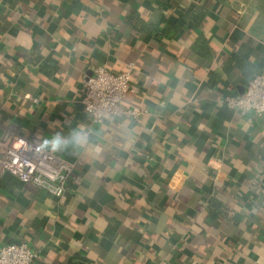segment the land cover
<instances>
[{
    "label": "crops",
    "instance_id": "obj_1",
    "mask_svg": "<svg viewBox=\"0 0 264 264\" xmlns=\"http://www.w3.org/2000/svg\"><path fill=\"white\" fill-rule=\"evenodd\" d=\"M99 66L131 72L122 105L139 117L84 110ZM261 72L264 0H0V137L75 164L62 197L0 175V247L26 241L37 264H264V115L224 102Z\"/></svg>",
    "mask_w": 264,
    "mask_h": 264
},
{
    "label": "built area",
    "instance_id": "obj_2",
    "mask_svg": "<svg viewBox=\"0 0 264 264\" xmlns=\"http://www.w3.org/2000/svg\"><path fill=\"white\" fill-rule=\"evenodd\" d=\"M133 66L134 64H130ZM130 71L113 73L96 67L83 80L84 110L94 122L136 118L143 110L124 107L122 100L129 92H136ZM229 110L242 115L264 113V72L255 74L247 89L239 95L226 96ZM75 164L65 156L48 149L37 137H26L7 129L0 137V175L12 174L24 184H32L55 197L66 194ZM40 251L26 241L10 242L0 247V264H37Z\"/></svg>",
    "mask_w": 264,
    "mask_h": 264
},
{
    "label": "trees",
    "instance_id": "obj_3",
    "mask_svg": "<svg viewBox=\"0 0 264 264\" xmlns=\"http://www.w3.org/2000/svg\"><path fill=\"white\" fill-rule=\"evenodd\" d=\"M132 15L134 16H136V17H139V15L138 14H136V12L135 11H133L132 12ZM202 15H200V14H197V15H193V17H192V22L189 24L190 25V27H197L198 26V21H201L202 20V18H203V16L201 17ZM146 26H147V24H145ZM178 26H179V24L177 25L176 24V27L178 28ZM172 29L174 30V28L172 27ZM172 33H173V31H171ZM171 33V34H172ZM167 34H170V33H167ZM261 115H264V113L263 114H261ZM6 175V174H5ZM7 175H12V174H9V173H7ZM13 176V175H12Z\"/></svg>",
    "mask_w": 264,
    "mask_h": 264
},
{
    "label": "clouds",
    "instance_id": "obj_4",
    "mask_svg": "<svg viewBox=\"0 0 264 264\" xmlns=\"http://www.w3.org/2000/svg\"><path fill=\"white\" fill-rule=\"evenodd\" d=\"M76 141L79 142V137H75ZM45 143H51L53 150H56L62 143V139L61 137L57 134L56 136H54L51 140L49 141H45Z\"/></svg>",
    "mask_w": 264,
    "mask_h": 264
}]
</instances>
